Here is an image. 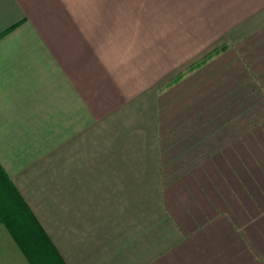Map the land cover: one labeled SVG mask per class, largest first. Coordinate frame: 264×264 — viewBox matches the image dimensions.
I'll use <instances>...</instances> for the list:
<instances>
[{
	"label": "crops",
	"instance_id": "crops-1",
	"mask_svg": "<svg viewBox=\"0 0 264 264\" xmlns=\"http://www.w3.org/2000/svg\"><path fill=\"white\" fill-rule=\"evenodd\" d=\"M0 164L65 264H264V0H0Z\"/></svg>",
	"mask_w": 264,
	"mask_h": 264
},
{
	"label": "trees",
	"instance_id": "trees-1",
	"mask_svg": "<svg viewBox=\"0 0 264 264\" xmlns=\"http://www.w3.org/2000/svg\"><path fill=\"white\" fill-rule=\"evenodd\" d=\"M0 222L31 264H65L19 189L0 164Z\"/></svg>",
	"mask_w": 264,
	"mask_h": 264
}]
</instances>
